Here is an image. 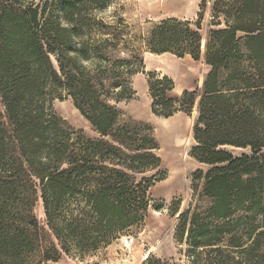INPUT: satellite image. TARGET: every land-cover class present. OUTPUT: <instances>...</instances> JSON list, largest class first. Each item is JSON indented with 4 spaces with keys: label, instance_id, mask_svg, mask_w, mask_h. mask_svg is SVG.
<instances>
[{
    "label": "trees",
    "instance_id": "16d2710c",
    "mask_svg": "<svg viewBox=\"0 0 264 264\" xmlns=\"http://www.w3.org/2000/svg\"><path fill=\"white\" fill-rule=\"evenodd\" d=\"M110 2L0 0V264L83 258L145 220L162 178L137 174L160 167L159 143L152 126L121 122L118 104L134 98L145 63L136 50L122 56L130 41L123 19L106 16ZM200 19L193 28L168 17L146 37L151 53L195 60L203 45L209 67L181 96L172 77L149 72L156 115L191 114L198 99L191 155L210 166L196 176L209 205L181 212L177 232L194 262L264 264V0H215L206 39ZM63 94L97 137L56 112ZM144 264L171 261L150 254Z\"/></svg>",
    "mask_w": 264,
    "mask_h": 264
},
{
    "label": "rangeland",
    "instance_id": "374dc122",
    "mask_svg": "<svg viewBox=\"0 0 264 264\" xmlns=\"http://www.w3.org/2000/svg\"><path fill=\"white\" fill-rule=\"evenodd\" d=\"M40 1L42 0H36V2ZM214 1L111 0L109 8L106 10V16L115 23L119 18L123 19L125 26L123 36L130 41L129 47L122 48V56L130 53V50H136L144 58V63L147 58V67L144 66L131 77L132 87L136 91L134 98L118 104L122 111L121 122L131 120L133 123L152 126L153 135L159 143L156 153L161 157V164L158 169L137 175L138 178L157 175L162 179L155 180L149 188V210L141 225L125 231L108 247L83 258L74 253L63 254L58 261L42 264H144L150 254L169 260L171 264H211L204 260L206 259L205 254L197 262H194V259L187 253L186 238L180 239L177 232L181 212L203 210L210 202L209 198L203 195L204 179L199 180L196 177L199 170L206 173L210 166L201 163L191 155V150L196 144L193 129L198 116V99L191 114L178 111L177 115L175 113V116L164 120V116L156 115L152 111V97L148 82L149 72L154 70L146 69L152 63L159 64L162 61L170 69L180 70L183 74L170 76L175 81V89L170 94L181 96L183 92L179 93L180 86H202L198 85V79L200 78V82L201 79L204 80L209 69L204 59V49L202 48L203 53L200 60H195L188 54L185 57H179L172 52L151 53L146 46V37L156 23L168 17L189 20L192 22L191 26L196 28V22L200 19V13L203 12L204 16L200 19L202 22L200 32L206 39L209 31L215 28L212 24ZM116 25L119 23L117 22ZM0 106L2 107L1 104ZM53 107L75 128H82L87 135L92 137L99 135L91 123L75 110L76 107L70 97H66L65 94L62 98L55 97ZM174 124L181 127V133L176 138L169 131ZM180 137L188 138L187 145L180 144ZM230 148L234 149L236 154L250 150ZM172 173L175 176L172 180L176 182L173 186H168L167 179ZM175 207L179 209L177 214H173L171 211ZM35 213L41 224H45L46 216L41 197L35 206ZM37 258L36 262L40 260V255Z\"/></svg>",
    "mask_w": 264,
    "mask_h": 264
},
{
    "label": "crops",
    "instance_id": "0c3cea01",
    "mask_svg": "<svg viewBox=\"0 0 264 264\" xmlns=\"http://www.w3.org/2000/svg\"><path fill=\"white\" fill-rule=\"evenodd\" d=\"M146 65H147V58H145V66ZM146 69L147 70L153 69L154 71H157V72L162 73V74H167L169 76H175V75H181V74H183V73L180 72V70L178 71V70L170 69L165 64H163L162 61H160L159 64H155V63L153 64L152 63L151 66H149V68H146ZM201 80L203 81V79H201ZM199 82H200V78L198 79V85H200ZM195 87H197V86L196 85L195 86L194 85L180 86L179 87V93L183 92L184 90H192ZM145 88H147L146 85H145ZM175 115H177V113ZM171 117H173V116H171Z\"/></svg>",
    "mask_w": 264,
    "mask_h": 264
},
{
    "label": "bare ground",
    "instance_id": "6f19581e",
    "mask_svg": "<svg viewBox=\"0 0 264 264\" xmlns=\"http://www.w3.org/2000/svg\"><path fill=\"white\" fill-rule=\"evenodd\" d=\"M199 84L200 85H202V83L201 82H199ZM75 108V107H74ZM75 110L80 114V112L78 111V109L77 108H75ZM164 120H168V118H165ZM181 127L178 125V124H174V125H172L171 126V128L169 129V131L171 132V134H174V137L176 138V137H178L179 135H180V133H181ZM179 142H180V144L181 143H184V145H187V143H188V138L186 137H184V138H179ZM174 173H172L170 176H169V178L167 179L168 180V186H173L174 185V183L176 182H174L172 179H174ZM176 179V178H175Z\"/></svg>",
    "mask_w": 264,
    "mask_h": 264
},
{
    "label": "water",
    "instance_id": "95a60500",
    "mask_svg": "<svg viewBox=\"0 0 264 264\" xmlns=\"http://www.w3.org/2000/svg\"><path fill=\"white\" fill-rule=\"evenodd\" d=\"M202 48H203V45H202ZM204 49V48H203Z\"/></svg>",
    "mask_w": 264,
    "mask_h": 264
}]
</instances>
